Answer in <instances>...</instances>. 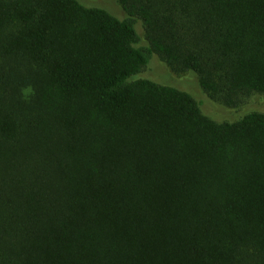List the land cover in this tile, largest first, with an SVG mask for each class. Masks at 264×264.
<instances>
[{"label": "trees", "instance_id": "16d2710c", "mask_svg": "<svg viewBox=\"0 0 264 264\" xmlns=\"http://www.w3.org/2000/svg\"><path fill=\"white\" fill-rule=\"evenodd\" d=\"M116 1L0 0V264H264V113L144 76L264 96V0Z\"/></svg>", "mask_w": 264, "mask_h": 264}, {"label": "rangeland", "instance_id": "374dc122", "mask_svg": "<svg viewBox=\"0 0 264 264\" xmlns=\"http://www.w3.org/2000/svg\"><path fill=\"white\" fill-rule=\"evenodd\" d=\"M80 4L87 8H98L107 11L113 16L121 19L123 13L119 10L120 6L115 0H77ZM119 8V9H118ZM126 17V16H125ZM124 17V18H125ZM142 28V24L139 23ZM138 35L141 34L142 30L135 26ZM140 31V33H139ZM143 33V32H142ZM141 36V35H140ZM142 42L145 43L143 39ZM146 44V43H145ZM149 69L144 74L146 79L154 81L162 86H168L180 91H183L191 95L196 101L201 104L202 112L212 120L219 123H233L242 119L246 114L250 113L246 110H256L255 112L264 113V96H254L249 104L237 108H227L217 102L210 100L205 93L200 89L197 81V77L194 73L188 72L185 75L178 76L174 74L169 67L162 62L156 55H152L147 65ZM142 74V73H141ZM140 74V75H141ZM139 75V76H140ZM253 112V111H251Z\"/></svg>", "mask_w": 264, "mask_h": 264}]
</instances>
